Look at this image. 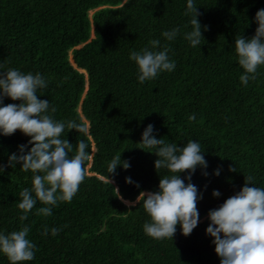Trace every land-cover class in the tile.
Instances as JSON below:
<instances>
[{
    "label": "trees",
    "instance_id": "1",
    "mask_svg": "<svg viewBox=\"0 0 264 264\" xmlns=\"http://www.w3.org/2000/svg\"><path fill=\"white\" fill-rule=\"evenodd\" d=\"M186 4L0 0V71L11 67L41 73L47 86L37 98L48 99L54 119L88 126L87 134L65 132L73 152L80 139L89 146L86 176L72 200L58 202L50 216L37 213L45 206L37 200L23 221L18 194L31 188L32 173L19 163L8 166L7 158L30 137L19 129L0 135V164L5 166L0 173V231L7 234L27 225L28 238L37 245L33 260L20 264H219L213 238L205 232L208 210L239 191L245 176L252 175L253 183L264 188V65L258 66L255 79L241 84L243 69L233 45L235 37L255 34L254 16L264 0H194L203 36L195 47L182 35L191 30ZM173 27L180 34L165 40L161 32ZM152 39L169 48L176 66L139 83L129 52L150 46ZM19 102L3 99L5 104ZM192 113L196 118L189 121ZM149 123L157 138L178 145L197 140L204 150L208 175L198 166L191 176L202 198L196 203L197 226L187 236L179 224L173 239L146 235L143 224L150 217L142 201L128 206L115 195L117 188L124 200L135 201L140 191L157 189L160 174H170L164 169L159 174L156 155L139 148ZM119 154L130 167L117 165L108 183L107 164ZM216 168L219 175H213ZM213 189L221 195L214 197ZM44 226L60 231L45 236ZM0 264H9L3 254Z\"/></svg>",
    "mask_w": 264,
    "mask_h": 264
},
{
    "label": "clouds",
    "instance_id": "2",
    "mask_svg": "<svg viewBox=\"0 0 264 264\" xmlns=\"http://www.w3.org/2000/svg\"><path fill=\"white\" fill-rule=\"evenodd\" d=\"M99 8L92 9L89 17ZM185 15L191 16V30L183 32V38L192 47L200 46L202 26L197 19L199 13L194 0H187ZM254 20L258 25L255 34L251 37L239 35L233 44L237 63L243 69L239 81L245 86L249 80L255 79L258 66L264 65V8L256 11ZM203 27L207 28L206 25ZM180 32L179 27H173L162 31L161 36L173 41ZM149 45L129 52V59L137 66L139 83L152 80L162 72H171L176 66L169 58V48L161 45L159 39H152ZM46 86V80L39 72L25 73L11 67L0 71V135H11L19 129L30 137L25 144L18 145V152L7 158L8 166L15 167L19 163L22 170H31L32 173L31 188L25 187L18 194L21 221L27 218L37 200L45 205L37 209V213L43 216L52 215V208L58 202H70L85 179L84 163L90 158L89 146L84 139L77 142L73 152V144L65 138L66 129L87 134L88 126L75 120L54 119L51 113L55 108L50 107L48 99L37 98L38 90ZM4 97L20 102L5 104ZM195 118V113L187 117L189 121ZM139 143L143 146L139 148L156 155V171L160 174L159 170L164 169L170 174H160L157 189L140 191L135 201L124 200L117 188H114L115 195L125 204L142 201L143 210L150 217L143 224L146 235L154 239H173L177 224L183 235H189L197 226L199 212L196 203L202 198V193H198L197 186L191 182V176L198 166L205 170L203 175H208L204 150L197 140L188 139L178 145L157 138L151 123L144 127ZM117 165L124 169L130 167L120 154L114 155L107 164L108 183V174L114 173ZM4 167L0 164V173L4 172ZM219 174V168L213 169V175ZM253 179L252 175L245 176V183L239 191L207 212L210 222L205 232L213 238L211 243L220 258L219 264H264V188L253 183ZM125 182L139 187L131 177H125ZM212 195L219 197L221 193L213 189ZM59 231L60 228L44 226L41 234L47 236L50 232L55 236ZM28 233L27 225L7 234L0 231V254L7 257L9 264L33 260L37 245L28 238Z\"/></svg>",
    "mask_w": 264,
    "mask_h": 264
},
{
    "label": "water",
    "instance_id": "3",
    "mask_svg": "<svg viewBox=\"0 0 264 264\" xmlns=\"http://www.w3.org/2000/svg\"><path fill=\"white\" fill-rule=\"evenodd\" d=\"M91 37H93V35H91ZM91 37H90V38H91ZM77 47H80V45H79V46H77ZM130 204H133V203H129V204H126V205H130Z\"/></svg>",
    "mask_w": 264,
    "mask_h": 264
}]
</instances>
